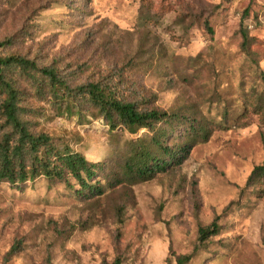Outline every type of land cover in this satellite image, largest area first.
I'll return each mask as SVG.
<instances>
[{"label":"rangeland","instance_id":"1","mask_svg":"<svg viewBox=\"0 0 264 264\" xmlns=\"http://www.w3.org/2000/svg\"><path fill=\"white\" fill-rule=\"evenodd\" d=\"M9 38L4 55L226 129L181 166L138 182L124 165L133 144L148 142L146 131H112L89 113L59 115L50 99L28 98L37 132L104 166L96 180L105 192L81 198L43 178L20 188L0 182V264H111L118 256L123 264H174L214 222L219 234L190 264H264V197L245 190L264 161V114L236 123L244 106H264V0H0V42Z\"/></svg>","mask_w":264,"mask_h":264},{"label":"trees","instance_id":"2","mask_svg":"<svg viewBox=\"0 0 264 264\" xmlns=\"http://www.w3.org/2000/svg\"><path fill=\"white\" fill-rule=\"evenodd\" d=\"M242 40L244 53L250 55L251 40L246 33H242ZM12 41L9 38L0 42L1 183L20 188L43 178L51 183L66 184L81 198L101 197L105 192L96 180L104 166L87 161L67 146L58 147L48 134L34 129L38 111L28 103L30 97L40 101L50 99L59 115L89 113L92 117L103 119L112 131L121 128L132 135L146 131L148 142L133 144L124 165V174L138 182L150 181L171 166H181L195 146L209 142L215 130L226 129L222 123L212 128L207 121L183 114L143 108L138 101L122 96L109 83L76 84L74 73L66 75L54 65L41 67L35 60L21 55H4V51L13 46ZM252 113L264 114V106H244L236 123ZM178 129L182 131L181 140L171 145L170 138ZM72 181L78 189L71 185ZM246 189L256 190L258 198L264 197V161L252 170ZM219 232L217 222L200 228L193 254L176 257L174 264H190L199 246ZM19 251V246L12 247L7 260ZM111 264H123V259L118 256Z\"/></svg>","mask_w":264,"mask_h":264}]
</instances>
